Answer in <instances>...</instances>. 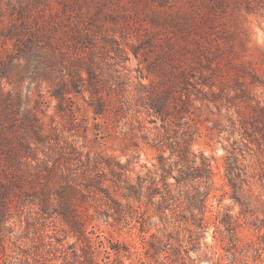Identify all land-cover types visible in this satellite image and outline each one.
Instances as JSON below:
<instances>
[{"label": "trees", "instance_id": "16d2710c", "mask_svg": "<svg viewBox=\"0 0 264 264\" xmlns=\"http://www.w3.org/2000/svg\"><path fill=\"white\" fill-rule=\"evenodd\" d=\"M253 19L264 21V0H0V264H28L14 261L5 245L23 216L26 227L14 243L59 217L85 243L74 264H125L119 257L129 249L93 237L89 211L106 217L113 207L120 216L124 208L135 212L142 184L128 176L132 160L122 163L88 146L80 101L96 116L119 119L131 83L123 72L132 57L140 78L149 81L140 82V100L165 129L159 143L169 142L180 160L178 176L166 169L165 178L206 185L191 202L204 221L212 158L192 150L203 128L212 139L222 119L230 120L233 103L244 135L258 131L264 140V105L252 98L243 110L244 102L227 90L243 70L258 81L246 52ZM50 99L55 115L47 122ZM228 153L226 175L238 194L242 169L235 150ZM165 190L155 181L148 188L151 202L160 195L168 218L173 192L167 183ZM220 216L215 239L223 253H213L215 264H264V226L257 241L243 243L238 222L227 212Z\"/></svg>", "mask_w": 264, "mask_h": 264}, {"label": "rangeland", "instance_id": "374dc122", "mask_svg": "<svg viewBox=\"0 0 264 264\" xmlns=\"http://www.w3.org/2000/svg\"><path fill=\"white\" fill-rule=\"evenodd\" d=\"M246 48L247 60L254 67L258 81L255 82L243 70L227 87L230 96L236 97L235 102H244L243 110L252 98L264 105V21L261 19H253L252 37ZM126 66L123 75L130 77L131 83L123 96L124 112L119 119L111 118L109 113L96 116L86 102L81 100L80 103L90 127L88 146L94 147V152L104 151L108 157H116L122 163L132 160L128 176L134 184L139 185V181L142 184V198L140 202H134L135 212L124 208L121 216L116 214L115 207L109 210L113 214L110 217L95 214L91 207L89 213L95 219L89 227V231L94 232H91L92 236L99 235L107 246H126L129 251L119 257L125 264H215L217 255L213 253H223L220 239H215L216 218L221 214L223 219V214L227 212L238 222L243 243L257 241L264 226V140L258 131L251 138L244 135L242 118L233 103L227 105L230 107V120L222 119L212 139L203 128V136L194 143L192 150L198 155L204 152L212 158L214 186L209 191L205 219L200 221L203 215L199 210L191 209V202L197 191L206 190V185L200 186L198 179L178 184L172 177L165 178L166 169H173V175L178 176L181 167L176 164L180 161L179 157L176 153L172 154L169 142L159 143V137L165 135L162 122L156 120L153 112L145 108L140 100V82L149 85V81L140 78L139 61L132 57ZM50 103L47 122L50 121L49 116L55 115L56 101L50 99ZM213 110L216 112L215 108ZM169 133L171 136L174 134ZM79 140V144L83 145V138ZM232 150L239 159L236 166L242 169L240 179L243 181L239 184L241 191L238 194L234 193L226 175L225 159ZM154 181L163 194L166 193L165 183L172 189L173 199L165 204L168 218L161 212L160 195L153 202L150 200L148 188ZM118 199L126 205L124 198L118 196ZM21 220L23 223L16 222V235L5 242L8 253L17 257L14 261L74 264L75 255H82L85 243L59 217L40 222L41 231L35 230L36 233L23 236L14 243L26 227L25 217ZM110 252L111 260H116L115 252Z\"/></svg>", "mask_w": 264, "mask_h": 264}]
</instances>
